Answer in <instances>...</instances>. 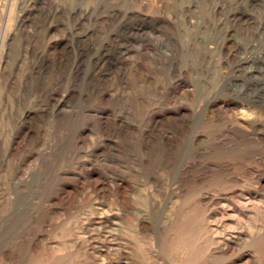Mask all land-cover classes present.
Wrapping results in <instances>:
<instances>
[{
	"label": "rangeland",
	"instance_id": "374dc122",
	"mask_svg": "<svg viewBox=\"0 0 264 264\" xmlns=\"http://www.w3.org/2000/svg\"><path fill=\"white\" fill-rule=\"evenodd\" d=\"M258 178L264 0H0V258H130L142 210L264 214Z\"/></svg>",
	"mask_w": 264,
	"mask_h": 264
},
{
	"label": "bare ground",
	"instance_id": "6f19581e",
	"mask_svg": "<svg viewBox=\"0 0 264 264\" xmlns=\"http://www.w3.org/2000/svg\"><path fill=\"white\" fill-rule=\"evenodd\" d=\"M212 165L209 169L210 173L225 172L226 175L222 177L223 185L227 182L244 181L236 175L227 174L239 169L241 164L223 161ZM240 169H243L242 172L246 175L259 174L258 166L251 164H243ZM211 178H214L213 185L219 180L218 177ZM258 183L264 184L263 178L259 179ZM211 190L219 193L215 187ZM235 198L231 196L225 199L227 205L224 206L220 219L217 212L209 210L207 213L206 210L199 206L194 207L191 203L185 205V214L179 217L175 211L180 206L177 203L175 208L171 207L160 213L158 224L155 223L157 218L155 219L154 224L158 226L159 232L157 236H152L149 226L143 223L145 219L151 218L152 213L148 209L142 210L141 219H138V223H134L127 234L125 248L130 250V258L111 260L98 258L93 262L85 259L79 264H264V218L261 217L263 213L260 205L262 202H257L256 196L252 195ZM226 213H235L243 217L242 219L240 217L241 221H232L226 217ZM233 214L230 216L233 217ZM254 216L261 220L260 225L253 222ZM244 219H248V222ZM115 231L117 235L120 233L119 228ZM244 243L250 246V250L247 253L236 251L237 246H242ZM148 244L155 249L156 256L150 246H147ZM149 250L153 254L151 258H149L151 253ZM38 259L12 258V256L0 258L5 264H74L70 258L45 259L44 262Z\"/></svg>",
	"mask_w": 264,
	"mask_h": 264
}]
</instances>
